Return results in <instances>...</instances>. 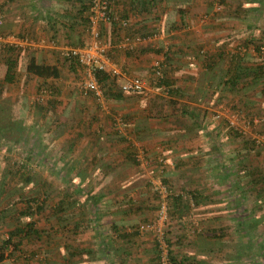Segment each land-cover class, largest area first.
<instances>
[{
    "label": "crops",
    "instance_id": "crops-1",
    "mask_svg": "<svg viewBox=\"0 0 264 264\" xmlns=\"http://www.w3.org/2000/svg\"><path fill=\"white\" fill-rule=\"evenodd\" d=\"M214 1L156 0L151 8V0H110L113 16L123 15L128 24L101 25L114 74L107 72L108 91L99 100L82 93L83 68L63 56L68 48L89 42L88 0H0V39L12 34L25 41L12 45L9 53V45L0 40V75L4 80L7 61H13L14 80L7 85L35 89L30 99L20 93L29 102L20 107L17 126L23 129L30 122L24 129L33 131V157L53 165H47L49 176L81 179L59 193L45 190L47 221L51 225L56 221L50 210L60 202L64 205L60 222L66 229L49 242L46 237L24 242V253L35 257L20 264H46L57 253L63 264H157L156 239L145 229L156 207L148 184L151 175L163 178L176 194L192 195L186 202L169 204L177 217L168 220L166 239L177 264H249L246 258L251 254L246 251L241 258L234 250L215 251L214 240L204 241L195 233L202 227L205 235L210 234L212 228L237 222L229 207L235 194L241 195L245 213L241 225H254L252 240L264 242V228L258 227H264V78L245 77L249 83L240 82L238 92L225 83L234 66L231 55L240 54L245 67L259 62L250 44L261 35L254 24L241 26L246 12L241 15L240 9L241 2H256L254 11H263L264 0H236L237 6L224 0L216 15L209 14L217 5ZM143 35L148 40H135ZM125 37L135 40L132 51L117 47ZM30 58L56 66L58 76L43 79L28 73ZM157 62H166L167 85L154 76ZM134 76L143 79L144 92L119 89ZM49 99L58 101L56 109L34 108V102L46 106ZM132 152L138 163L129 160ZM55 163L61 167L53 169ZM6 168L0 169L1 181ZM12 187L0 188V210L9 207L3 219L10 210L16 215L12 201L18 202L19 193H33ZM6 191L13 195L9 202ZM36 217H25L24 222ZM44 222L36 221L39 226ZM176 222H182L185 231L175 233ZM241 234L244 247L249 238Z\"/></svg>",
    "mask_w": 264,
    "mask_h": 264
},
{
    "label": "trees",
    "instance_id": "trees-1",
    "mask_svg": "<svg viewBox=\"0 0 264 264\" xmlns=\"http://www.w3.org/2000/svg\"><path fill=\"white\" fill-rule=\"evenodd\" d=\"M89 2H90V0H88V4H87L88 5L87 6V20H86L88 23V24H86L87 30L89 29L88 27L90 24L89 18H88ZM109 3H110V8H111L112 2H110V0H109ZM218 4H219L220 8H222L223 4H225V1L224 0H218ZM109 14H110L109 23H116L119 25V27H122L121 23H120V21L122 19L128 21V19L126 17H124L123 15L113 16L112 9L110 10ZM263 44L264 43L261 42V43H258L257 45H254V49L259 53V57H261V59H262V61L258 62L256 67H245V66L241 65V55L238 53H236L235 55H231V57H232L231 61L234 63V66H233L232 71H230V74H229L227 80L225 81V83L228 84L232 90H235L236 92H238L239 87L237 85L240 82H241L242 86L247 85V83H249V82L246 81L245 77L251 76V81H254L255 77L256 78H259V77L264 78V57L262 56V52H264V50L262 49ZM13 50L14 49H12L11 46H8L7 52L12 53ZM132 50L128 49V51H132ZM7 63H8L7 73L4 77V81L12 83L14 80L13 74H11V71L13 69V61H7ZM161 64H162L163 76L160 79V81L163 83L165 82V84H166L167 83L166 82L167 76H166V72H165V70H167L166 69V62H163ZM209 66H210L209 68H211L213 66V64L210 63ZM237 67L239 68V70L235 71ZM26 71L30 74H33L34 76H37V77L43 78V79L54 78V77H57L59 74L56 66L47 65V64H43V63H37V62H35L34 58L29 59L27 65H26ZM108 75L109 74L107 72H101L100 71L99 73H97L98 80H99L100 84L102 85V87L104 88V91L105 90L108 91V87L106 85L107 81L109 80ZM41 87H43V86H41ZM167 88L169 90L173 89V87H167ZM119 89H120V87H119ZM51 92H52V94H55L56 90L51 91ZM132 93H136V92H132ZM87 94H90L93 96L92 93H87ZM33 106L35 109H38V108L43 109V108L47 107V109H49V110H54L58 106V101H56L55 99H49V100H47L46 106L43 105L42 102L36 101V102H34ZM244 107L251 108L250 105H246V104L244 105ZM10 112H11V107H10L9 101L2 100L0 102V139L5 136L6 132H9V130H10L11 119L8 117L10 115ZM252 118H253L252 116H249L248 119H252ZM6 120H8V121H6ZM232 127H233V125H231V128ZM238 132L241 135V131L238 130ZM26 143H28V142H26ZM33 147L34 146L29 144L28 150L25 153V155H26L25 158L22 159V161H20V162H17V163L13 162V165H11L12 167H8L6 169L7 171H6V174H4L3 180L2 181L0 180V188H2L3 186L6 189L11 188V184L13 182H15V180L18 181L15 183H20L22 181H24L26 183H30V181L32 180L33 174L29 169V162L31 159L34 158L33 156H35L32 151L33 150L36 151V149L35 148L33 149ZM136 159H137V156L135 155V152H132V156L129 160H131L132 163L135 164V163H138V161ZM72 178L73 177H69L66 180L65 179H63V180H65V182H71ZM76 179L81 180L79 178H76ZM76 179H73V182L76 183L78 181ZM161 179H162V182L165 185H167L172 191V193L167 198L168 206L172 200L179 201V202H181V201L186 202V201L192 199V195L190 194V192L185 193L186 195L176 194L175 191L173 192L172 186L167 184V182H165V180L163 178H161ZM10 182H11V184L9 185ZM36 184H37L36 188L35 189L33 188L30 190V191H33L31 196H25V194L22 195L21 193H19L18 194V198H19L18 202L12 201L14 206L13 207L11 206V207L14 208V210L16 211L15 212L16 215L14 216V218L16 220H19L21 217L30 218V216H34V215L37 217L34 220L29 219L26 222H17L15 224V226L13 227V229L8 231L7 236L5 238H3L2 244L0 247V262L4 258L5 251H7V256L8 255L14 256V255H17L18 253H19V255L22 256V254H25L24 250L22 249V245L24 244V242L28 243L34 239L35 240H41L44 237H46V239L48 240L47 242H49L50 241L49 239L52 238L51 236L61 235L63 230L66 229V225H63L60 222L61 221V214L63 213V210H64V205L62 203L58 202L55 205V207H53V209L50 210L51 216L53 215V217H55L54 219L56 220L51 225L52 222L47 221L48 217L45 214L46 208L48 207V205H47V194L44 190H42L45 185H42V183H40V178L36 182ZM1 196H2V192H0V197ZM154 196H156V195L154 194ZM5 197H6L7 202H9V200H11L13 195L7 194V191H6ZM229 207L231 210L230 213L232 214V217H233L232 219H234V218L238 219L237 222L235 221V224H233V226L235 225V227H237L239 230H241L240 232H238V234H239L238 235V241H237L238 244L233 249L236 252L237 257L240 258L241 254L246 251L247 253L251 254L248 258H246L248 260L249 264H263L264 262H261V261L264 260L263 259L264 258L263 257L264 256V242H260L258 240H252L254 238V229H253L254 225H250L248 223H247V225H244V224L241 225V216H243L245 214L244 211L241 212V195L237 196V195L233 194V196L230 200V206ZM8 208H9L8 206L1 208L0 220L5 218L4 212L6 210H9ZM185 209H186V212L188 213L187 208H185ZM169 213H171V212L169 211L168 214ZM178 217H179V214H178ZM39 218H41V219L43 218L45 220V222L42 224V226H39V224L36 223V221ZM171 218H172V215L169 214L168 220ZM246 222H249V220ZM228 226H230V225H228ZM75 229H76V226L74 225L71 228V231H74ZM204 229H206V228H204ZM226 229H227V226H219L217 228H214V229L212 228V230H209L208 232H210V234H207V231H206V235H205L204 234L205 230L203 231V229L201 227V229L197 230L196 233L194 231V233L196 235L198 234L197 236L199 238L201 237V239H203L204 241L206 240V238H210L212 241L214 240V243L216 244V246H217V244L220 246L222 244V242H224L223 238H226L225 237ZM255 229H256V227H255ZM242 232L249 238L247 245L244 247L241 246V244H243V243H241V237H242L241 233ZM57 247H58V245H56L53 248L57 249ZM254 247H256L258 249L253 250ZM220 249L221 250H218V251L223 250L222 248H220ZM156 253H157V264H158L159 258H160V250L158 248L157 241H156ZM33 256H34V254L31 255V257H33ZM31 257L29 254H25V257H23V259L26 261H30ZM169 258L171 259L172 264H177L176 258L171 256L170 251H169ZM63 260H64V258H62V256L59 253H57V254H53V257L51 259H47V261H45V263L46 264H63Z\"/></svg>",
    "mask_w": 264,
    "mask_h": 264
},
{
    "label": "rangeland",
    "instance_id": "rangeland-1",
    "mask_svg": "<svg viewBox=\"0 0 264 264\" xmlns=\"http://www.w3.org/2000/svg\"><path fill=\"white\" fill-rule=\"evenodd\" d=\"M231 1L233 2V4L236 3L235 6L238 5L236 0H231ZM216 4H217V2H216ZM256 4H257L256 2H249V3L241 2V9H240L241 15H243V13L246 12V14H244L245 17L243 19L241 18V26H243L245 23V24H249V25L254 24V26L257 27L255 29V32H256V30H258L257 32L259 33V35H261V37L258 40H255L257 42L252 41L250 45H251L253 52L255 53V57H256L255 61H262L261 57H259V53L254 49V45H257L258 43H261V42L264 43V10L259 11V12H255L254 7L256 6ZM223 7H222V9H223ZM232 9L235 10V8H232ZM220 11H222V10L220 9V6H218V4H217L215 7V10L211 9L209 14L214 13L213 15H216V14L220 13ZM235 11H237V10H235ZM263 50H264V44H263ZM241 51H242V49H241ZM262 56L264 57V52H262ZM17 84H18V86H16L15 84L13 86H12V84L7 85V83L2 79V74L0 75V102L2 100H7V101H9L10 107L12 108L10 115L9 116L7 115L11 119L10 130H9V132H6L4 137H2L0 139V169H2L3 166H4V168H6V164H7L6 162H8V161H9V163H8L7 167H12L11 166V165H13L12 161L14 162L17 160L16 163L22 161V159H24L26 156L25 153L28 150L29 144L32 145V143H35V140L32 139V137H31L33 131H31L30 129H24V128H26V125H28L30 122L29 121L26 122L24 124L25 127L23 129L21 127L19 128V126H17L18 123H16V121H19L22 119V114H20L19 109H20V107L24 106L23 102L26 101L27 105L29 102V100L27 101V99H24L20 93H24V94L28 95V98H29L32 95L34 96L33 92L35 89H34V87H29V86L25 87V85H21L19 83H17ZM14 86H15V88H14ZM8 95H10V97ZM13 96H16L17 98L14 99V98H12ZM33 96H32V98H33ZM6 121H8V120H6ZM39 137H41V136L39 135ZM44 138H45V135H42V139H44ZM26 142H28V143H26ZM47 165L53 166V165H51L50 162H46L45 160L38 162L37 157H35L33 160L31 159L29 162V169L32 172L33 177H32V180L30 181V183L20 182L19 184H21V185H18V183H15L18 181L15 180V182H13L12 184L10 182L9 185L11 184V187L13 186L12 188H17L20 190L26 189L29 191L33 188L34 189L36 188V186H37L36 182L40 178V183H42V185H45L42 190L47 191L49 189H54L56 192H58V191H60V189L62 187H65L68 185L74 186L71 184H76L77 182H81L80 180L76 179L75 177H73L71 179V182H65L66 179L63 180L62 178H59V177L49 176L48 174H49L50 169L47 168ZM54 167H53V169H59L61 167V163H55ZM50 168H52V167H50ZM5 174H6V172H5ZM45 174H46V176H45ZM150 178H154V176L151 175ZM0 179H1V177H0ZM73 179H76L78 181L75 183V182H73ZM82 181H83L82 183H84L85 179H82ZM58 195L59 194H57V196ZM157 199H158V197L155 196L156 207H155V214H154L153 219L156 216V211H157L156 209H157V203H158ZM13 209L14 208H12V210ZM168 212H169V206H168ZM11 213H12V211L10 210V213L8 215L9 217H7L6 219H3V221L0 222V247L2 244L3 238H5L7 236L8 231L13 229V227L15 226V223H16L15 220L13 219L14 216H11ZM169 214L174 216V218L177 217V215H175L176 214L175 212H171ZM169 214H168V218H169ZM230 217H232V214ZM10 219H12V220H10ZM20 220L22 222H24L26 220V218L21 217ZM20 220H16V221L20 222ZM169 222L167 220L168 225H167V223L165 225L166 231H169V229H170L169 227H171V225L169 226ZM180 224H182V222H176L173 224V231L177 234H179V232H181V230L185 231L184 226H180ZM233 224H235V223H231L230 226H227V229L225 231V233H226L225 237L226 238H223L224 242H222V244L220 246L217 244L219 247L216 246L215 251L221 250L220 248H222L224 252H227V251L233 252V249L238 244V242H237L238 241V235H239L238 232L241 231L237 227H235V225L233 226ZM258 227L260 228V230H262L264 228L261 226H258ZM188 229H190V228H188ZM182 240H184V238ZM181 245L182 244H179V247H181ZM256 249H258V248L254 247L253 250H256ZM221 253L222 252H220L216 255L221 256L222 255ZM17 255H14V256L8 255L7 256V251H5L4 258L0 262V264H10L11 259H15L16 263L20 264L22 261H24V259L21 255H19V253ZM240 258H241V256H240ZM215 260L218 261V259H215ZM219 261H221V260L219 259ZM262 262H264V260H262ZM231 264H238V263L237 262L236 263L231 262Z\"/></svg>",
    "mask_w": 264,
    "mask_h": 264
},
{
    "label": "built area",
    "instance_id": "built-area-1",
    "mask_svg": "<svg viewBox=\"0 0 264 264\" xmlns=\"http://www.w3.org/2000/svg\"><path fill=\"white\" fill-rule=\"evenodd\" d=\"M218 4V0H215ZM156 5V0H151L149 6L154 8ZM110 3L109 0H90L88 18H89V42L87 45L82 47H71L64 51L63 56L66 59L71 60L79 64L83 68L85 73L84 78L80 82V88L83 94L92 93L96 99L104 98V88L98 80L97 73L101 72H111L114 74V70L111 69V61L109 58V45L105 43L102 38L101 25L109 22L110 18ZM121 26L125 27L128 24L127 20L122 19L120 21ZM147 36H139L135 40L138 42H145L148 40ZM1 42H5L9 46L18 45L22 42V39H18L15 35L5 36L0 39ZM135 40L129 37L123 38L117 45V47L125 50H132L135 46ZM22 43H25L22 42ZM263 49V48H262ZM153 72L155 77L160 80L163 76L162 65L157 62L154 64ZM120 89L124 92H144V81L138 76L127 79L123 84H121ZM237 116V115H236ZM237 119V118H236ZM257 118L254 119L256 121ZM235 121V120H234ZM234 121L230 123L234 126ZM245 123H248L246 121ZM256 143L260 144L261 140L255 138ZM140 159V156L138 157ZM148 183L151 190L157 195V211L156 216L152 219L145 227L153 233L154 238L158 243V248L160 250V258L158 264H172L169 258V247L166 240V223L168 220V202L167 198L172 193L171 189L162 182L160 176H155L154 178H148ZM185 218V217H184ZM196 230L199 229L196 224ZM10 264H17L15 259H11Z\"/></svg>",
    "mask_w": 264,
    "mask_h": 264
}]
</instances>
